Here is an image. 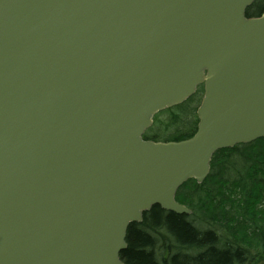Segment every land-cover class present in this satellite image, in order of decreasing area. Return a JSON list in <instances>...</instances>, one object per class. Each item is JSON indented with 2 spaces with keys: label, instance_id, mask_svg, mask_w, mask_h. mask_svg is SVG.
I'll list each match as a JSON object with an SVG mask.
<instances>
[{
  "label": "water",
  "instance_id": "1",
  "mask_svg": "<svg viewBox=\"0 0 264 264\" xmlns=\"http://www.w3.org/2000/svg\"><path fill=\"white\" fill-rule=\"evenodd\" d=\"M255 0H0V264H124L215 152L264 139ZM202 86L195 134L144 141Z\"/></svg>",
  "mask_w": 264,
  "mask_h": 264
},
{
  "label": "trees",
  "instance_id": "2",
  "mask_svg": "<svg viewBox=\"0 0 264 264\" xmlns=\"http://www.w3.org/2000/svg\"><path fill=\"white\" fill-rule=\"evenodd\" d=\"M263 11L264 6L258 14ZM185 109L182 104L158 113L143 139L177 142L190 138L196 131L197 120L183 132L174 131L160 139L178 122L179 112L185 114ZM162 115H168L169 123L160 120ZM175 199L190 209L192 215H176L159 206L143 213L142 221L130 224L127 229V247L119 255L124 264H255L262 261L264 139L217 151L205 181L202 184L187 181ZM196 217L205 222L201 228L192 222ZM191 249L196 251L192 255L188 253ZM253 251L256 255L250 256Z\"/></svg>",
  "mask_w": 264,
  "mask_h": 264
},
{
  "label": "rangeland",
  "instance_id": "3",
  "mask_svg": "<svg viewBox=\"0 0 264 264\" xmlns=\"http://www.w3.org/2000/svg\"><path fill=\"white\" fill-rule=\"evenodd\" d=\"M255 4H256L255 10H259L261 7L264 6V0H257ZM201 98H202V93L200 91H198L194 96L191 97V99H192L191 102L186 101L185 103H183V105L185 104V108H186L185 114L183 115L182 111L181 112L178 111L180 119L178 120V122L176 124L173 125V127H170V129L167 130V133L165 135H163L162 137H160V139L166 138L167 136H169L174 131H182L183 132L184 130L187 129V127L189 126L190 123H193L194 121H196L197 119H196L195 113H193V112L190 113V112L199 106ZM159 118H160V120H163L165 123H169L170 118L168 117V115H162ZM192 222L194 224H196V226H198L199 228H201L203 226V223H205L202 220H198L197 217L195 219H193ZM214 227H217V226H213V228ZM156 246L159 247V244H157ZM257 249H260V248H257ZM257 249H255V250H257ZM192 252L195 253L196 251H193V249L188 251V253H190L191 255L193 254ZM252 253L255 254V251L251 252L250 256H252ZM255 257L256 256L253 257V260ZM255 264H264V258L262 259V261H260L259 263H255Z\"/></svg>",
  "mask_w": 264,
  "mask_h": 264
},
{
  "label": "flooded vegetation",
  "instance_id": "4",
  "mask_svg": "<svg viewBox=\"0 0 264 264\" xmlns=\"http://www.w3.org/2000/svg\"><path fill=\"white\" fill-rule=\"evenodd\" d=\"M252 8V6L251 7H249V9H251ZM248 9V10H249ZM247 12V11H246ZM258 12V11H257ZM247 13V16L246 17H257L258 16V13ZM195 255V254H194Z\"/></svg>",
  "mask_w": 264,
  "mask_h": 264
}]
</instances>
